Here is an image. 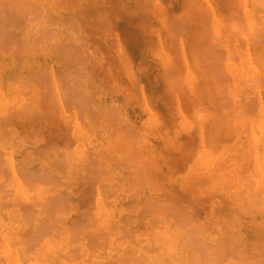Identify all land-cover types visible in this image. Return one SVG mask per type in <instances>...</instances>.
I'll use <instances>...</instances> for the list:
<instances>
[{
  "label": "rangeland",
  "instance_id": "obj_1",
  "mask_svg": "<svg viewBox=\"0 0 264 264\" xmlns=\"http://www.w3.org/2000/svg\"><path fill=\"white\" fill-rule=\"evenodd\" d=\"M25 1H19V3H16L14 0L16 4L20 5L25 3ZM30 1H34V5L38 3L39 7L41 5L44 8V10H42L43 8L41 9V11L44 12L41 18L45 17V19L43 18L42 20L43 24L45 23L44 28L46 27V30L44 31L42 26L39 28H42L43 30H40L44 31L46 34L41 33V31L39 32L37 29V35L32 33L30 36H25V33H23L24 31H21L25 29V27L22 29L23 24L31 23V20H29L30 22H26L28 19L26 16H24L26 19L24 17V19H22V16L27 11L23 4L21 6L24 10L19 6V8H21L20 10H23L22 12L19 11L17 5L16 8L18 10L16 11L14 10L15 6L13 8H8L6 11L9 13H4H6V15L11 13L13 17H10L9 19V16L7 15V19L6 17L3 18L4 21L1 19L4 24L0 21V25L2 27L9 24L13 28V34L10 33L11 37L9 34H7L9 37H5L3 33L4 36H2L5 37L3 40L4 43L2 42V45L0 44V116H2L0 117V121L2 120L0 122V168L3 169V174L0 175V182H4H2L3 184H0L3 186V188L0 187V243L3 244L2 247L4 246V248L0 247V264H3V262L4 264H7L4 255H1L2 251L16 252L14 245H17L20 240H26L27 236L31 235V232H34L32 230L37 229L40 223L49 227L48 223L51 224V222L53 223V221L56 220L55 222L57 223L56 225L54 224V226L57 229V232L54 233V235L52 233L50 235L47 233L44 237H39L42 239H38L40 242L37 240L38 246L34 249V251L37 250V252L41 250V247L48 240H58L57 238H60L62 233H65L62 231L64 228L57 226L58 222L60 224L64 219H68L70 222L73 221V218L75 219L77 216V212L83 214L85 213L87 214V217L90 215L95 216L97 211L98 213H102V210H100L101 208H105L108 211H113L114 209L116 210L112 212L113 216L110 215L111 219H109V221L113 220L110 222L111 228L108 227V221L106 222L107 225L105 224L106 227L103 231L96 230L97 232L100 231V234L103 233V240H106L104 246L107 247L109 245L108 240H111V246L115 243L116 244L114 246L124 244V249L123 245L121 246L122 250H120V246L116 248L114 246H110L111 249L109 247L108 249L104 247L103 249L100 246V240H102V238H99L98 241V237L96 240H93L95 238L94 236L97 235L95 234L97 233L95 232V229L96 226H98L94 223L96 221L95 217L93 221L94 224H91L92 229L86 230V232H88H84L86 233L85 236L84 233L80 231L81 233H77L78 235L76 234L77 238L75 234L71 236L72 239L75 235V238H73L74 240H70L73 242H70L69 245H66L62 250H59L56 246V250L54 252V247L52 248L53 250L51 256H45V258L48 256V259L53 260L52 263L47 260L43 261L41 256H38V262L43 261L41 264H53V262L54 264H63L62 261L59 262L57 259L62 258L63 255H65L64 260L70 261V257L74 256L73 258H76L77 253V255H85L87 258H84V260L89 259V261H91L90 258L93 256L92 247L95 244L96 246H94L95 248L93 249L95 251L94 253L96 254L97 251L99 252L98 256H96L97 254H94V257L92 258L93 262H90L92 264L95 259L96 263L94 264H102V262L104 264H126V262L129 263L128 261H130L131 257L134 258H131L132 263L136 264L141 263L142 260H146L147 257V260H149L150 257L148 253H150V255L153 253L152 250L155 248V240H158L161 233L165 230L163 228L165 226L164 222H167L168 220L170 221V218L166 219L167 221L163 220L160 217L162 215L161 212L152 211L155 217L160 215L155 219L158 221L161 219L163 220V223L161 220L157 222L154 219V216H151L150 211L152 209L145 202L149 201L148 199L155 200V197L159 200H161L160 198L165 197L162 199L160 207L168 206V199H171L172 201L169 202L173 207L171 208L175 210L176 213L178 212L173 215V217H175H172V222L168 221L169 223H172L171 227L168 228L169 230H172V228L177 230L179 228H177V223L179 221H184L183 223L186 222V224L189 225L186 227L182 224L186 228L183 229V227H180L181 230L178 229V231H181L180 233L182 234L183 231L185 232L187 230L183 233L185 238L187 237V240H193V238H195L194 235H197L198 240L196 242L200 247L201 242L198 241H202V243L206 241L204 242V244L206 243L204 248L207 247L205 249L207 251L203 250L201 252V254L206 255V258L203 256L201 257L206 262H203L198 258L200 253H196L197 249L190 247L191 250H194L192 253L197 254V258L191 253L190 249L188 250L190 251L192 258L195 260H191V255L188 257L185 252L183 253L184 255L181 256L180 252H183V249L181 248L182 250H179L180 260L175 259L178 258V256H175L173 260L174 264H182V262H184L183 264H190L191 261H194L192 264H217V262H219V264H264V182L262 181V179L264 180V167H262L264 165V0H256V6H251L252 3H250L249 0H218L220 3L217 0H206L207 2H205V0ZM57 2L62 3L59 5ZM234 2L238 5V7H235ZM44 5H46V9ZM229 7L232 9V13ZM236 8H238V12ZM32 9L36 10L37 7L36 9ZM17 11L20 12L19 15ZM15 12H17V14H15ZM38 14L41 16L40 12ZM18 16H21V19ZM241 17H245L247 22L254 26V30L248 34V36L239 34L237 30H229L231 26L237 28V26L242 23ZM31 18H33V16H31ZM214 18H217L216 21L218 20V22L222 25V30H215L216 33H214V35H210L209 32H212L215 27L216 21ZM237 19L241 22H237ZM44 20L46 22H44ZM11 21L14 25L15 21L18 23L14 26ZM104 21L105 23H103ZM19 23L21 27H19ZM35 26L37 27L36 24ZM6 27V30L4 28H2V30L4 29L5 33L11 32V30L8 29V31V27ZM27 27L28 25H26V29ZM38 32L40 37H38ZM61 32L63 34H61ZM14 34L16 37H14ZM42 35H44V38ZM55 35H57V37ZM34 36L36 38L38 37L39 40L34 38ZM3 37H0V42ZM17 37H19V40L21 38L20 43L18 42L19 40ZM211 37H213V39ZM10 38L13 41H11ZM30 38L34 39V42L36 39V41H38V45L34 44ZM50 38H52V40ZM41 39H43V41L40 43ZM46 40L48 42L47 45H49L48 47L45 45L47 43ZM22 41L25 48L21 44ZM13 43L16 44V46ZM18 44H20V46H22L25 50H23L22 47H20L21 50L20 48L17 50L16 48L19 47ZM30 46H32V48ZM27 47L31 50H28ZM62 50L65 52L64 55ZM189 50L191 51V54ZM71 52L75 57H73ZM74 52L77 53L78 57ZM195 52L200 54L203 53L202 56L204 57H201L202 60L203 58L205 59L204 61L208 59V66L205 62H202V64L205 63L204 67L206 70L200 69L199 71L201 64L198 66L196 61L193 62L194 57L196 58L195 60H197V63L202 61H200V59L196 56ZM257 52L260 53L258 54ZM208 53L209 55L211 54L210 56L213 58L210 56L206 58V55L204 54ZM83 54L85 57L82 56ZM70 55H72V57ZM215 55L218 56L216 57ZM219 55H223L225 58L223 57L222 59L221 57L222 60L215 63V59L218 60ZM256 57L259 58V60H257ZM76 58H78V60ZM81 58L84 60H81ZM209 58L211 64L208 62ZM63 59H65L64 62ZM85 60H87V62ZM77 62L82 64H77ZM187 64H189L190 67L189 65L186 66ZM217 64H219V66ZM41 69L45 75L43 72L41 73ZM59 69H62L61 71H63V73ZM204 70L209 77L204 74ZM36 73L39 75L41 74V76ZM213 73L216 74L212 76L211 74ZM41 77L42 81L40 80ZM72 77L74 79H72ZM67 78L69 79L67 80ZM69 80L73 82L71 83ZM170 81L171 83H169ZM38 82L40 84H38ZM66 83H68L69 86ZM206 85L208 86L207 89ZM82 86L84 89H82ZM97 86L99 88H97ZM109 86H111V89H107L110 88ZM66 87H69L68 89L70 92H68L69 90L66 89ZM95 87L97 89H95ZM181 87L183 90L180 89ZM209 90L215 93L213 96H210L212 98L207 96V94H209ZM215 91L220 94H217ZM41 93L43 95H41ZM7 96L11 99V105L8 106L5 111L2 109L6 106ZM44 96L49 97L46 99ZM213 97H215L216 100ZM90 99L92 100L89 101ZM208 99H210L211 103ZM81 100L84 102L88 100L89 102H86L88 105L85 103L87 105L85 106ZM78 102H81L83 106L82 104L79 106ZM47 103H49V105ZM220 103L221 105L223 103L228 104L229 107L224 104L225 106H221L220 108ZM102 105L104 109H108L110 107L109 105H111L109 108L110 110L108 109L106 111V116L110 114V118L107 117L108 119H106V121L104 120L106 118L105 113L101 114L102 110L104 112ZM91 106L93 107L91 108ZM215 106L217 108H215ZM93 108L94 110H92ZM100 108H102V110ZM195 108L197 110H194ZM206 108L210 109L205 110ZM111 109L112 111L114 109V113L116 112L119 115H115L116 113L114 114L111 112ZM198 109L200 113L198 112ZM23 110L24 112H22ZM86 110L88 112H86ZM221 110H223V114H218ZM9 111L11 115H8L10 114ZM94 111H99L100 114L96 113L98 117L96 114V116L93 115L95 113ZM108 111H110L109 114H107ZM3 114L7 116L4 117L5 115ZM12 114L15 116H12ZM16 114H20L21 116L19 115L17 119L15 118ZM114 115L118 118H114ZM91 116L92 120L94 119L93 121H90ZM100 116L102 117L101 119L107 122V124L99 118ZM109 119L112 121V124ZM108 120L110 121V125H108ZM116 120L121 123L119 124L120 126L118 125L119 122ZM214 120L216 121L214 122ZM122 123L125 124L129 131L124 125H122ZM113 125L117 128H112L111 130L110 128L111 126L113 127ZM123 126L128 132H124L125 130ZM122 128L123 131L121 130ZM118 129L122 131L120 134ZM127 133L128 135L130 134V137H127L128 140L125 136ZM119 135H123V137L126 138L124 139L127 140V144L126 142L124 143V141L121 143L118 142L120 141L117 138ZM133 135L134 139L132 137ZM112 139H115V141ZM110 141H113L115 146L112 145L113 142L111 143ZM133 141H136L135 143H139V145L135 144L133 146L135 147V152L131 148L134 143ZM122 143H124V145ZM101 144L104 146H101L103 149L100 147ZM137 145L141 147L138 148ZM113 146L117 148H114ZM98 147L100 149H98ZM39 150L42 152L43 156L40 155L41 152ZM78 151L82 152L79 154ZM140 152L145 158L143 157L142 159L140 157ZM53 153L54 157H52ZM72 154L80 159L78 160L73 157L74 159L80 161V165L77 164L73 166L75 164L73 159L70 162L68 161L72 158ZM134 155H138V157L135 156L137 161L140 160V158L141 160H145H140L139 163L136 161L135 163L130 161L131 164L126 162V160L128 159L129 161V158L132 156L134 158ZM149 155L152 158L149 157ZM9 156H12L11 159ZM66 158L68 159L67 161L65 160ZM14 159H17V161ZM22 159L24 165L22 161H20ZM29 161L32 162L31 166H27V163L30 164ZM41 162L43 165H41ZM123 162H125L124 164H127V167L122 164L118 165V163ZM258 163L261 164V171L260 169L259 171L257 169L260 168ZM20 164L23 165L21 166L22 169L27 170L26 172L28 174L30 171H33L32 175L34 177L37 175V177L43 179L40 177L41 174H48V177H45L47 181L45 182V179L44 181L42 180L43 185L39 184L40 182L37 183V191L39 195H37L38 193L36 191H34L35 193H32L33 198L35 197L38 201L35 198L32 200L30 198L29 202L28 198V203H26L27 201H22V199L21 201L24 204L21 203L20 205L19 200L17 202V199L20 198L18 197V192L15 189L16 187L14 182H25L24 186H26L28 181L32 178L29 177L30 175L26 178V181L25 178H22L26 172L25 170L20 169ZM44 164H47V167L49 165L50 169ZM128 164L130 165L128 166ZM10 165H12L15 173L11 171L12 169L10 168ZM17 165H19V167H17ZM140 165L144 168L140 169ZM38 166L40 168L43 167V169L38 168ZM18 169H20V171H18ZM75 169H77V171ZM112 169H115L116 171H113ZM125 169H127V171H125ZM39 170L40 172H37ZM6 171L7 173H5ZM141 171H143V173H141ZM108 172L110 173L108 174ZM35 173L37 174L35 175ZM120 173L121 175H119ZM224 173H227V175ZM229 173H231V175ZM260 173H262L263 176H261ZM39 174L40 176H38ZM225 175L227 176L225 180L231 176L228 179L230 182L227 180L229 185L226 184L227 181L225 182L223 178ZM253 175L254 177L252 178L251 176ZM232 176L233 179L236 178L237 181L240 179L239 183L237 181L235 182V180L232 182ZM238 176L240 177L238 178ZM245 176H249V178L246 177V180ZM34 177L32 179H34ZM107 177H109V179ZM133 177L139 178V183L142 181L140 184L141 186L137 183L138 181H136V179H133ZM242 180L243 182L245 180H249V183L251 180L253 182L255 180L254 183H258L256 186L257 195L254 194L256 196L253 198L257 201L249 202L245 199L248 189H244V193L241 189H239V191L236 192L239 197H236V194L231 193L232 186L242 185L240 183ZM246 181L244 182L245 185H249ZM194 182L196 183L194 184ZM217 183L222 189L219 190L220 192L217 191L219 188H217ZM201 184H203L204 188ZM131 185L134 186L133 189ZM214 185H216L215 188L217 189H214ZM250 185L252 186V184ZM142 188L143 190L141 193L140 190ZM248 188L251 187L249 186ZM136 189L138 190V193L136 192ZM64 191L66 192L65 194L68 192L67 195L69 197L64 194ZM58 193L61 194L60 197ZM239 193L245 195H240ZM133 194L135 195L133 196ZM46 196H48V198L58 196L56 199L57 201L54 200L55 198H50L51 200L49 201L47 200L46 202L49 203L46 207L47 213L44 211L46 209H43V211H41L43 213L37 215L40 207L38 205L39 200L43 201L48 199ZM62 197L65 201H68L64 204L65 208H63L64 206L61 207L62 204L60 203V200L63 199ZM166 198L167 201L165 202ZM236 198L237 200H235ZM140 199H143V201L145 200L144 205H147V207L143 205V201L139 203ZM55 202L56 204H54ZM136 202H138V204H136ZM58 203H60L61 206ZM53 204L54 206H58L54 208ZM140 204L141 207L139 206ZM162 204L165 206H162ZM51 206L54 208L53 210L51 209L52 211L49 210L52 212V215H50L51 212L48 211ZM137 206H139L138 209H136ZM134 208L136 210L141 208L140 210L144 211V213L140 210L139 211L143 214V216H148H145L146 220H144L145 217H143V223H139V221H137V211H132ZM87 209L88 211H86ZM44 213L46 214L44 215ZM48 215H50V217ZM42 216H44V218ZM41 218L42 220H40ZM97 218L99 220L100 217L97 216ZM46 219H48V223H46ZM175 219L178 221L177 223ZM34 220H37L38 222L34 223ZM82 220H84V217ZM153 221L155 224L152 227H148V224ZM137 223H139L138 226H136ZM192 224L193 226L195 225V227L192 228ZM35 225L37 226L36 228ZM189 226L195 230V232L192 231V229L191 231L188 230L187 228H189ZM196 226L198 228L199 226L202 227L201 234L198 229L196 230ZM72 227L70 226L65 229H68L73 233L74 229ZM135 227L136 229H134ZM114 228L115 230L113 231L112 229ZM149 228L152 230H149ZM72 229L73 231H71ZM131 229H133V231H131ZM148 230L149 233H147ZM130 231L134 233V237ZM159 231L161 233L157 235ZM188 231L191 233H187ZM111 232L115 234H112ZM135 232H137V235ZM140 232L144 233H141V235ZM151 232L154 233V235L151 234ZM89 233H91L93 239L92 236L89 235L91 238L87 236ZM186 233L187 235H185ZM113 235H116L115 238H113ZM155 235H157L158 238ZM86 236L87 238L89 237V239H87ZM206 236L207 238H205ZM7 237L8 241L11 242H7L9 245L5 243ZM79 237L81 238L79 239ZM119 237H121L124 242L121 241ZM229 237L231 240H234L231 241ZM75 239H87L90 243L85 241H80V243L78 240L75 242ZM87 244L89 247L91 244V247L89 248ZM195 244L194 246H196ZM204 244H202V246ZM10 245L13 246L14 250H11L12 247ZM79 245L81 246L79 247ZM8 246L11 248L9 249ZM196 248H198V246ZM251 248L255 249H253L255 253L251 250ZM99 249L103 250L100 251ZM249 249L252 251V253H250L251 255L249 254V252H251ZM20 251L21 250L18 249L17 253H19L17 255L20 254ZM73 252L75 254H73ZM105 253L106 256L109 255L108 257L112 261H109V258L107 257H103L105 256ZM21 257L22 256H20V258ZM118 257L120 259L117 261L116 259H118ZM125 257L127 260H125ZM137 257L139 262H134ZM141 257L145 259H142ZM112 258H114V260ZM140 258L142 260H140ZM167 258L162 259V261L160 260L159 264H164L166 261L169 262V258L168 260ZM186 258L188 261H185L187 260ZM213 260L215 261L213 262ZM16 261H19V259H16ZM156 261L157 259H155L154 263ZM196 261L198 262L196 263ZM23 263L28 264V260L22 258L21 264ZM35 263H37V261L29 259V264ZM72 263L73 262H67L66 264ZM11 264H15L14 261Z\"/></svg>",
  "mask_w": 264,
  "mask_h": 264
},
{
  "label": "bare ground",
  "instance_id": "obj_2",
  "mask_svg": "<svg viewBox=\"0 0 264 264\" xmlns=\"http://www.w3.org/2000/svg\"><path fill=\"white\" fill-rule=\"evenodd\" d=\"M17 1H18V0H17ZM17 1L15 0L16 3H19V1H20V2H23V1H25V0H23V1L19 0L18 2H17ZM29 1H30V0L25 1V3H22L23 6H24V8L27 10V11L25 10L26 13L24 12V13H25L24 15L22 14V15H23V16H22V19H24V18L26 19V17H27L28 19H27L26 22H30L29 20H31V23H30V24H27V23L25 22L26 24H23V26H22V29H23L24 27H25V29H23V30H21V31H22V32L24 31L23 33H25V36H30V35H32V33H34L35 35H37V34H36L37 29L39 30V32L41 31V33L46 34V33L44 32V31L46 30V27L44 28L45 23L43 24V20H42L43 18L45 19V17L41 18V17L43 16V13H44V12L41 11V9H42L43 7L40 5V7H41V8H40L39 5H38V3L35 4V5H37V6H35V5L33 4L34 1H33V2L30 1L31 3H30ZM40 1H41V0H40ZM40 1H39V2H40ZM155 1H156V0H155ZM217 1H218V0H217ZM220 1H221V0H220ZM220 1H218V2L220 3ZM15 2H14V0H0V21H1V23L4 21L3 18L6 17V19H7V17L9 16V19H10V17H13V15H12L11 13H10L9 15L7 14L8 16L6 15V13H9L8 11H6L8 8H13V7L15 6V7H14V10H15V11L19 9V11L22 12V11L24 10V9L22 8V6H21L22 4H21V5H20V4H16ZM136 2H137V1H136ZM142 2H143V1H142ZM205 2H207V1L205 0ZM249 2L252 3V5L250 4L251 6H256V5H257L256 0H249ZM35 3H36V2H35ZM40 3H41V2H40ZM40 3H39V4H40ZM43 3H44V2H43ZM57 3H58V2H57ZM60 3H62V2H60ZM60 3H58V4L60 5ZM14 4H15V5H14ZM24 4H25V5H24ZM31 4H32V5H31ZM234 4H235V7H238V5H236L235 2H234ZM16 5L18 6V9L16 8ZM33 5H34L35 7H34ZM215 5H216V4H215ZM19 6L23 9L22 11L20 10L21 8H19ZM32 6H33V7H32ZM44 6H45V9H46V5H44ZM57 6H58V5H57ZM36 7H37V9H36ZM15 8H16V9H15ZM32 8H35V9L38 10V11H36V10H34V9H32ZM38 8H40V9H38ZM229 8H230V7H229ZM4 9H5V11H4ZM230 9H231V8H230ZM39 10H40V11H39ZM42 10H44V8H43ZM119 10H120V9H119ZM236 10H237V12H238V8H236ZM19 11H17V12H18V15L20 14ZM4 12H6V13H4ZM13 12H14V11H13ZM17 12H15V14H17ZM35 12H37V13H35ZM39 12L41 13V16H40V14H38ZM47 12H48V11H47ZM233 12H234V11H233ZM231 13H232V9H231ZM4 14H5V15H4ZM75 14H76V13H75ZM111 14H112V13H111ZM2 15H4V16H2ZM11 15H12V16H11ZM48 15H49V14H48ZM158 15H159V13H158ZM1 16H2V17H1ZM15 16H16V15H15ZM24 16H26V17H24ZM31 16H33V18H31ZM103 16H105V15H103ZM213 16H214V15H213ZM216 16H217V14H216ZM216 16H214V17H216ZM218 16H219V15H218ZM234 16H235V15H234ZM18 17L20 18L21 16H18ZM23 17H24V18H23ZM78 17H79V16H78ZM156 17H157V16H156ZM30 18H31V19H30ZM66 18H67V17H66ZM100 18H102V17H100ZM100 18H99V20H100ZM212 18H213V17H212ZM241 18H242V20H241L242 23H241L240 25H238L237 28H234L233 26H231L229 30H231V31H232V30H237L239 34H243V35L248 36V34H250V33L254 30V26H253L251 23L247 22V19H246L245 17H241ZM1 19H2L3 21H2ZM20 19H21V18H20ZM20 19H19V20H20ZM47 19H48V18H47ZM97 19H98V18H97ZM214 19H215V18H214ZM216 19H217V18H216ZM216 19H215V21H216ZM19 20H18V21H19ZM56 20H57V19H56ZM74 20H75V19H74ZM12 21H13V20H12ZM12 21H11V22H12ZM236 21H237V22H241V21H239V19H237ZM9 22H10V21H9ZM21 22H22V21H21ZM44 22H46V21L44 20ZM158 22H159V21H158ZM1 23H0V24H1ZM6 23H7V22H6ZM17 23H18V22H17ZM17 23H16V21H15V25H16ZM22 23H23V22H22ZM103 23H105V21H104ZM2 24H4V22H3ZM12 24L14 25L13 22H12ZM35 24L37 25L38 28L35 26ZM106 24H107V23H106ZM8 25H9V24L6 25L8 28H7L6 26H5V27L7 28V30H8V29L11 30V32H9V33H5V30H6L5 27H2V26L0 25V37H1V38H2L4 35H5V37H9L7 34H9L10 37H11V34H10V33L13 32V28H12V26H10V25H9V26H10V28H9ZM15 25H14V26H15ZM18 25H19V27H21L20 23H19ZM18 25H17V26H18ZM24 25H25V26H24ZM26 25H28L27 29H26ZM39 25H40V26H39ZM65 25H66V24H65ZM69 25H70V24H69ZM108 25H109V24H108ZM41 26H42V28H44V31H42V30H43L42 28H39V27H41ZM55 26H56V25H55ZM104 26H105V25H104ZM57 27H59V26H57ZM70 27H71V26H70ZM2 28H4L5 30H4V29L2 30ZM61 28H62V27H61ZM68 28H69V27H68ZM68 28H67V29H68ZM163 28H165V27H163ZM20 29H21V28H20ZM40 29H42V30H40ZM53 29H54V28H53ZM218 29H221V30H222V25H221V24L218 22V20H217V21L215 22V27H214L213 31L211 32V31L209 30V31H210L209 34H210V35H214V33H216L215 30H218ZM50 30H52V29H50ZM59 30H60V29H59ZM71 30H72V29H71ZM3 31H4V32H3ZM8 31H9V30H8ZM26 31H27V32H26ZM52 31H53V30H52ZM6 32H7V31H6ZM39 32H38V35H39ZM50 32H51V31H50ZM66 32H68V31H66ZM69 32H70V30H69ZM3 33H4V35H3ZM52 33H54V32H52ZM212 33H213V34H212ZM229 33H230V32H229ZM229 33H228V34H229ZM12 34H13V33H12ZM61 34H63V33L61 32ZM70 34H71V32H70ZM72 34H73V33H72ZM2 35H3V36H2ZM14 35H15V34H14ZM14 35H13V36H14ZM49 35H50V34H49ZM52 35H53V34H52ZM66 35H67V34H66ZM204 35H205V34H204ZM17 36H18V29H17ZM43 36H44V35H42V37H43ZM55 36L57 37V35H55ZM5 37H3L2 41L0 42L1 45H2V42L4 43L3 40L5 39ZM14 37H16V35H15ZM31 37H32V36H31ZM38 37H40V35H39ZM38 37L36 38V37L34 36V38H36L37 40H39ZM56 37H55V38H56ZM66 37H67V36H66ZM214 37H215V36H214ZM17 38H18V40H19V37H17ZM43 38H44V37H43ZM45 38H46V37H45ZM67 38H68V37H67ZM67 38H66V39H67ZM71 38H72V37H71ZM74 38H75V36H74ZM158 38H159V37H158ZM211 38L213 39V37H211ZM215 38H216V37H215ZM7 39H8V38H7ZM30 39L34 42V39H32V38H30ZM36 39H35L34 44H37V43H38V41H36ZM50 39L52 40V38H50ZM8 40H9V39H8ZM10 40H11V38H10ZM15 40H17V39H15ZM24 40H25V39H24ZM24 40H23V41H24ZM72 40H73V38H72ZM5 41H6V40H5ZM11 41H13V40H11ZM20 41H21V38H20V40H19L18 42L20 43ZM23 41H22V43H21L22 46H23V44H24ZM25 41H26V40H25ZM28 41H29V40H28ZM42 41H43V39H41L40 43H41ZM16 42H17V41H16ZM33 42H32V44H33ZM46 42H47V40H46ZM56 42H58V41H56ZM65 42H67V41H65ZM75 42H76V41H75ZM6 43H7V41H6ZM14 43H15V41H14ZM14 43H13V44H14ZM26 43H27V42H26ZM30 43H31V42H30ZM30 43H28V44H30ZM51 43H53V42H51ZM69 43H70V42H69ZM219 43H220V42H219ZM47 44H48V42H47L45 45H47ZM55 44H56V43H55ZM77 44H78V42H77ZM203 44H205V43H203ZM221 44H222V43H221ZM6 45H7V44H6ZM6 45H5V46H6ZM14 45L16 46V44H14ZM18 45H19V47L16 48L17 50H18L20 47H22V46H20V44H18ZM18 45H17V46H18ZM37 45H38V44H37ZM205 45H206V44H205ZM212 45H213V43H212ZM3 46H4V44H3ZM3 46H2V47H3ZM48 46H49V45H47L46 47H48ZM58 46H59V45H58ZM68 46H70V45H68ZM75 46H76V43H75ZM23 47H24V46H23ZM23 47H22V49H23ZM30 47L32 48V46H30ZM50 47H51V46H50ZM73 47H74V46H73ZM73 47H72V48H73ZM77 47H78V45H77ZM216 47H217V46H216ZM221 47H222V46H221ZM10 48H11V47H10ZM24 48H25V47H24ZM44 48H45V47H44ZM75 48H76V47H75ZM219 48H220V47H219ZM27 49H28V47H27ZM33 49H34V45H33ZM45 49H47V48H45ZM45 49H44V50H45ZM64 49H65V48H64ZM64 49H63V50H64ZM69 49H70V48H69ZM82 49H83V48H82ZM3 50H4V49H3ZM6 50H7V49H6ZM20 50H21V48H20ZM23 50H25V49H23ZM28 50H31V49H28ZM37 50H38V49H37ZM63 50H62V51H63ZM65 50H66V49H65ZM72 50H73V49H72ZM4 51H5V50H4ZM4 51H3V52H4ZM35 51H36V50H35ZM53 51H54V50H53ZM62 51H60V52H62ZM66 51H67V50H66ZM189 51H190V50H189ZM17 52H18V51H17ZM21 52H23V51H21ZM36 52H37V51H36ZM50 52H51V51H50ZM81 52H82V51H81ZM86 52H88V51H86ZM86 52H85V53H86ZM193 52H194V50H193ZM263 52H264V51H263ZM18 53H20V52H18ZM29 53H30V51H29ZM62 53H63V55H64L65 52L63 51ZM66 53H67V52H66ZM71 53H72V52H71ZM74 53H76V52H74ZM79 53H80V52H79ZM257 53H258V52H257ZM259 53H260V52H259ZM259 53H258V54H259ZM6 54H7V53H6ZM46 54H47V53H46ZM54 54H55V53H54ZM68 54H69V53H68ZM190 54H191V51H190ZM190 54H189V55H190ZM195 54H196V56L200 59V61L202 60L201 57H204V56H202L203 53L200 54V53H196V52H195ZM216 54H217V53H216ZM261 54H262V53H261ZM56 55H57V54H56ZM60 55H61V53H60ZM72 55H73V57H75L73 53H72ZM72 55H70V56L72 57ZM76 55H77V53H76ZM204 55H206V58H208V56H210L211 54L209 55V53H208V54H204ZM212 55H213V54H212ZM263 55H264V54H263ZM263 55H262V56H263ZM82 56L85 57L84 54H83ZM190 56H191V55H190ZM215 56H216V55H215ZM215 56H214V57H215ZM217 56H218V55H217ZM217 56H216V57H217ZM256 56H257V55H256ZM40 57H41V56H40ZM51 57H52V56H51ZM57 57H58V56H57ZM65 57H66V56H65ZM77 57H78V55H77ZM84 57H83V58H84ZM86 57H87V55H86ZM210 57L213 58L212 56H210ZM221 57H222V59H223L224 56H223V55H219V57H218L219 59H218V60L215 59V63H217L218 61L222 60ZM258 57H260V56H258ZM191 58H192V56H191ZM198 58H197V59H198ZM224 58H225V57H224ZM256 58H257V57H256ZM27 59H28V58H27ZM46 59H48V58H46ZM72 59H73V58H72ZM76 59L78 60V58H76ZM84 59H85V58H84ZM84 59L81 58V60H84ZM195 59H196V58L194 57V61H193V62L196 61V64H197L198 66L201 64V65H200L201 67L199 68V71H200V69H201V70H202V69H205V70H206V68L204 67V64L206 63V65H207V60H208V59H207L206 61H204L205 59L203 58V60H202L201 62L198 61L199 63H197V60H195ZM64 60H65V59H63V62H64ZM73 60H75V59H73ZM77 60H76V61H77ZM79 60H80V59H79ZM211 60H212V59H211ZM216 60H217V61H216ZM257 60H259V58H257ZM9 61H10V60H9ZM85 61L87 62V60H85ZM74 62H75V61H74ZM78 62H80V61H78ZM78 62H77V64H82V63H78ZM202 62H205V63L202 64ZM208 62L211 64L210 58H209V61H208ZM255 62H256V61H255ZM54 63H55V60H54ZM54 63H53V64H54ZM58 63H59V62H58ZM83 63H84V62H83ZM209 63H208V64H209ZM258 63H259V61H258ZM260 63H261V61H260ZM84 64H85V63H84ZM84 64H83V65H84ZM95 64H96V63H95ZM194 64H195V63H194ZM212 64H213V63H212ZM90 65H91V64H90ZM97 65H98V64H97ZM188 65H189V64H187L186 66H188ZM206 65H205V66H206ZM217 65L219 66V64H217ZM36 66H37V65H36ZM98 66H99V65H98ZM191 66H193V65H191ZM207 66H208V65H207ZM207 66H206V67H207ZM209 66H211V65H209ZM212 66H213V65H212ZM81 67H82V66H81ZM102 67H104V66H102ZM189 67H190V65H189ZM260 67H261V65H260ZM262 67H263V66H262ZM43 68H44V67H43ZM43 68H42V69H43ZM50 68H51V67H50ZM208 68H210V67H208ZM213 68H214V66H213ZM2 69H3V68H2ZM22 69H23V67H22ZM42 69H41V73L43 72ZM166 69H167V68H166ZM188 69H189V68H188ZM45 70H46V69H45ZM50 70H51V69H50ZM59 70L61 71L62 69H59ZM205 70H204V71H205ZM33 71H34V70H33ZM47 71H48V70H47ZM208 71H209V70H208ZM37 72H38V71H37ZM61 72L63 73V71H61ZM104 72H105V71H104ZM167 72H168V70H167ZM190 72H191V71H190ZM190 72H189V73H190ZM213 72H214V71H213ZM43 73H44V72H43ZM51 73H52V72H51ZM85 73H86V72H85ZM200 73H201V72H200ZM202 73H203V72H202ZM209 73H210V71H209ZM29 74H30V73H29ZM29 74H27V75H29ZM33 74H35V73H33ZM36 74L39 75L38 73H36ZM104 74H105V73H104ZM204 74H206V71H205ZM214 74H216V73H213V74H211V75L213 76ZM7 75H8V73H7ZM44 75H45V73H44ZM86 75H87V73H86ZM102 75H103V74H102ZM206 75L208 76V74H206ZM39 76H41V74H40ZM39 76H38V78H39ZM178 76H179V75H178ZM178 76H177V77H178ZM6 77H8V76H6ZM30 77H31V76H30ZM35 77H36V76H35ZM42 77H43V75H42ZM42 77H41V79H40L41 81H42ZM73 77H74V76H73ZM73 77H72V79H74ZM77 77H78V76H77ZM179 77H180V76H179ZM208 77H209V76H208ZM14 78H15V77H14ZM38 78H37V79H38ZM215 78H216V76H215ZM217 78H218V77H217ZM10 79H11V78H10ZM27 79H29V78H27ZM68 79H69V78H67V80H68ZM70 79H71V78H70ZM133 79H134V77H133ZM219 79H220V78H219ZM21 80H23V79H21ZM21 80H20V81H21ZM31 80H32V79H31ZM34 80H35V79H34ZM34 80H33V82H34ZM83 80H84V79H83ZM37 81H39V80H37ZM41 81H40V82H41ZM81 81H82V80H81ZM177 81H178V80H177ZM217 81H218V80H217ZM220 81H221V80H220ZM43 82H44V81H43ZM69 82H71V81L69 80ZM72 82H73V81H72ZM72 82H71V83H72ZM74 82H75V81H74ZM76 82H77V80H76ZM218 82H219V81H218ZM1 83H2V82H1ZM24 83H25V82H24ZM78 83H79V82H78ZM81 83H82V82H81ZM84 83H85V82H84ZM84 83H83V84H84ZM169 83H171V81H170ZM36 84H37V83H36ZM38 84H40V83L38 82ZM66 84L68 85V83H66ZM83 84H82V85H83ZM203 84H204V83H203ZM77 85H78V84H77ZM77 85H75V86H77ZM178 85H179V84H178ZM212 85H213V84H212ZM216 85H217V84H216ZM218 85H219V83H218ZM68 86H69V85H68ZM75 86H74V87H75ZM80 86H81V85H80ZM83 86H84V85H83ZM83 86H82V87H83ZM94 86H95V85H94ZM180 86H181V85H180ZM19 87H20V86H19ZM70 87H71V86H70ZM109 87H110V88H107V89H111V86H109ZM204 87H205V86H204ZM207 87H208V86L206 85V89H207ZM218 87H219V86H218ZM220 87H221V85H220ZM68 88H69V87H68ZM68 88L66 87V89H68ZM75 88H76V87H75ZM79 88H80V87H79ZM97 88H99V87L97 86ZM97 88L95 87V89H97ZM40 89H41V88H40ZM42 89H43V88H42ZM72 89H73V88H72ZM82 89H84V87H83ZM95 89H94V90H95ZM180 89L183 90L182 87H181ZM211 89H212V88H211ZM213 89H214V88H213ZM236 89H237V88H236ZM68 90H69V89H68ZM68 90H67V91H68ZM98 90H99V89H98ZM74 91H76V90H74ZM77 91H78V90H77ZM96 91H97V90H96ZM114 91H115V90H114ZM213 91H214V90H213ZM218 91H219V90H218ZM224 91H225V90H224ZM236 91H237V90H236ZM68 92H70V90H69ZM71 92H72V91H71ZM97 92H99V91H97ZM115 92H116V91H115ZM183 92H184V91H183ZM205 92H206V91H205ZM215 92L217 93V91H215ZM46 93H47V92H46ZM46 93H45V95H46ZM91 93H92V91H91ZM208 93H209V94H207V93H205V94H207V96H209V97H210V96H213V95L215 94V93L211 92L210 90H209ZM211 93H213V94H211ZM218 93H219V92H218ZM218 93H217V94H218ZM69 94H70V93H69ZM73 94H74V93H73ZM92 94H93V93H92ZM142 94H143V93H142ZM202 94H203V92H202ZM219 94H220V93H219ZM21 95H22V94H21ZM41 95H43V94L41 93ZM79 95H80V94H79ZM82 95H83V94H82ZM87 95H88V94H87ZM87 95H86V96H87ZM178 95H179V94H178ZM189 95H190V94H189ZM89 96H90V95H89ZM89 96H88V97H89ZM222 96H223V95H222ZM47 97H49V96H46V97L44 96V98H46V99H47ZM220 97H221V96H220ZM89 98H90V97H89ZM206 98H207V97H206ZM210 98H212V97H210ZM213 98L215 99V97H213ZM223 98H224V97H223ZM40 99H41V98H40ZM42 99H43V98H42ZM50 99H51V98H50ZM58 99H59V98H58ZM80 99H81V98H80ZM85 99H86V98H85ZM91 100H92V99H90L89 101H91ZM205 100H206V99H205ZM208 100L210 101V99H208ZM208 100H207V101H208ZM215 100H216V99H215ZM38 101H39V100H38ZM66 101H67V100H66ZM79 101H80V100H79ZM81 101H82V100H81ZM87 101H88V100H87ZM87 101H85V102L82 101V103L85 104ZM89 101H88V102H89ZM209 101H208V103H209ZM51 102H52V101H51ZM51 102H49V103H51ZM229 102H230V101H229ZM49 103H47V104L49 105ZM78 103H79L78 105L81 106L82 103H81V102H78ZM138 103H139V102H138ZM210 103H211V101H210ZM225 103H226V102H225ZM225 103H223L222 105H221V103H220V106H219V107L221 108V106L223 107V106H225V105H227V107H229V105H228L229 103H228V102H227L228 104H225ZM86 104L88 105V103H86ZM86 104H85V106H87ZM89 104H90V103H89ZM99 104H102V103H99ZM212 104H213V102H212ZM212 104H211V105H212ZM224 104H225V105H224ZM230 104H232V103H230ZM5 105H6V106H4L5 108H3L2 110L7 109V107L11 105V99L9 98V96H7V98H6V104H5ZM78 105H77V106H78ZM97 105H98V102H97ZM105 105H106V104H105ZM204 105H205V104H204ZM214 105H215V103H214ZM44 106H45V105H44ZM75 106H76V105H75ZM79 106H78V107H79ZM82 106H83V104H82ZM109 106L111 107V105H109ZM149 106H150V105H149ZM181 106H182V105H181ZM200 106H201V105H200ZM212 106H213V105H212ZM230 106H231V105H230ZM27 107H28V106H27ZM92 107H93V106H91V108H92ZM110 107H109V108H110ZM145 107H146V106H145ZM196 107H197V106H196ZM219 107H218V108H219ZM227 107H225V108H227ZM45 108H46V107H45ZM75 108H76V107H75ZM102 108H103V105H102ZM102 108H100V109L102 110ZM109 108H108V109H109ZM118 108H119V107H118ZM118 108H117V109H118ZM150 108H151V107H150ZM193 108H194V107H193ZM211 108H212V107H211ZM215 108H217V107L215 106ZM225 108H224V109H225ZM103 109H104V108H103ZM105 109H106V108H105ZM105 109H104V112H103V110H102L101 114L105 113V117H106V118H105L104 120L106 121V119H108L107 117L110 118V114H109L110 111L107 112V114H109V115L106 116V111H107L108 109H106V110H105ZM115 109H116V108H115ZM209 109H210V108H209ZM209 109L206 108L205 110H209ZM228 109H230V108H228ZM8 110H9V109H8ZM75 110H76V109H75ZM92 110H94V108H93ZM92 110H91V112H92ZM109 110H110V109H109ZM148 110H149V109H148ZM194 110H197V109L195 108ZM214 110H215V109H214ZM214 110H213V111H214ZM226 110H227V109H226ZM230 110H231V109H230ZM230 110H228V111H230ZM0 111H1V110H0ZM5 111H6V110H5ZM47 111H48V110H47ZM89 111H90V110H89ZM115 111H116V110H115ZM218 111H219V110H218ZM222 111H223V110H221V112L218 113V114H221V113L223 114ZM22 112H24V110H23ZM44 112H45V111H44ZM76 112H77V111H76ZM86 112H88V111L86 110ZM91 112H90V114H91ZM94 112H95V113H94L93 115H95L96 113H99V111H98V112L94 111ZM111 112L114 113V109H113V111H112V109H111ZM150 112H151V111H150ZM198 112L200 113L199 109H198ZM230 112H231V111H230ZM2 113H3V112H2ZM9 113H10V111H9ZM49 113H50V111H49ZM49 113H48V114H49ZM115 113H116V112H115ZM115 113H114V114H115ZM154 113H155V112H154ZM199 113H197V114H199ZM226 113H227V111H226ZM228 113H229V112H228ZM17 114H18V113H17ZM17 114H16V117H15V118L18 119V117H19L20 114H19V115H17ZM21 114H23V113H21ZM40 114H41V113H40ZM50 114H51V113H50ZM77 114H78V112H77ZM99 114H100V113H99ZM117 114H118V113H116L115 115H117ZM3 115H5V114H3ZM8 115H11V113L8 114ZM13 115H14V114H12V116H13ZM51 115H52V114H51ZM51 115H50V116H51ZM53 115H54V114H53ZM96 115H97V114H96ZM96 115H95V116H96ZM111 115H112V114H111ZM115 115H114V116H115ZM118 115H119V114H118ZM118 115H117V116H118ZM6 116H7V115H5L4 117H6ZM14 116H15V115H14ZM20 116H21V115H20ZM50 116H49V117H50ZM0 117H2V116H0ZM37 117H38V116H37ZM51 117H52V116H51ZM53 117H54V116H53ZM97 117H98V115H97ZM35 118H36V116H35ZM77 118H78V117H77ZM77 118H76V119H77ZM93 118H94V117H93ZM99 118L101 119L102 117L100 116ZM114 118H118V117L115 116ZM53 119H54V118H53ZM89 119H90V117H89ZM217 119H218V118H217ZM48 120H50V119H48ZM93 120H94V119H93ZM93 120H92V116H91V120H90V121H93ZM101 120H103V119H101ZM104 120H103V122L107 124V122H105ZM109 120H110V119H109ZM109 120H108V122H109L108 125H110V121H111V120H110V121H109ZM1 121H2V120H1ZM1 121H0V122H1ZM38 121H39V120H38ZM50 121H51V120H50ZM50 121H49V122H50ZM52 121H53V120H52ZM116 121H118V120H116ZM215 121H216V120H214V122H215ZM218 121H219V119H218ZM220 121H221V120H220ZM101 122H102V121H101ZM118 122H119V121H118ZM118 122H117V123H118ZM80 123H81V122H80ZM93 123H94V122H93ZM197 123H198V122H197ZM220 123H221V122H220ZM220 123H219V124H220ZM106 124H105V125H106ZM111 124H112V121H111ZM119 124H121V123L119 122L118 125H119ZM100 125H101V124H100ZM115 125H117V124H115ZM122 125L125 126L124 123H122ZM45 126H46V125H45ZM101 126H102V125H101ZM106 126H107V125H106ZM119 126H120V125H119ZM124 126H123V128H124ZM157 126H158V125H157ZM214 126H215V125H214ZM209 127H210V126H209ZM220 127H221V126H220ZM220 127H218V128H220ZM112 128H117V127H114V125H113V127L111 126L110 129L112 130ZM123 128L121 129L122 131H123ZM125 128L128 129L126 126H125ZM125 128H124V130H125L124 132H128L129 129H128V131H127ZM212 128H213V127H212ZM66 129H67V128H66ZM131 129H132V128H131ZM216 129H217V128H216ZM103 130H104V129H103ZM118 130H119V129H118ZM154 130H155V129H154ZM158 130H159V129H158ZM165 130H166V129H165ZM6 131H7V130H6ZM69 131H70V130H69ZM113 131H114V130H113ZM115 131H116V130H115ZM122 131L119 130V131H118L119 134H120V132H122ZM131 131H133V130H131ZM143 131H144V130H143ZM109 132H110V131H109ZM111 132H112V131H111ZM124 132H123V133H124ZM215 132H216V131H215ZM29 133H30V132H29ZM107 133H108V132H107ZM129 133H130V132H129ZM110 134H111V133H110ZM125 134H126V133H125ZM125 134H124V135H125ZM130 134H131V133H130ZM130 134L128 135V133H127V135H125L126 138H127L128 136L130 137ZM133 134H134V133H133ZM136 134H137V133H136ZM139 134H140V132H139ZM107 135H108V134H107ZM131 135H132V134H131ZM3 136H4V135H3ZM3 136H2V137H3ZM86 136H87V135H86ZM119 136H120V137H119ZM119 136L117 137L118 140H120V141H118L119 143H121V142H123V141H124V143H125V142L128 140V138H129V137H128L127 140H125L126 138L123 137V135H119ZM0 137H1V135H0ZM110 137H111V135H110ZM132 137H133V139H134V135H133ZM222 137H223V136H222ZM228 137H229V136H228ZM238 137H239V136H238ZM102 138H103V136H102ZM104 138H105V137H104ZM114 138H115V135H114ZM119 138H120V139H119ZM121 138H122V139H121ZM124 138H125V139H124ZM106 139H107V138H106ZM84 140H85V139H84ZM103 140H104V139H103ZM103 140H101V141H103ZM112 140L115 141V139H112ZM121 140H122V141H121ZM129 140H130V139H129ZM97 141H98V140H97ZM99 141H100V140H99ZM107 141H108V140H107ZM110 142L112 143L113 141H110ZM129 142H130V141H129ZM133 142H134V141H133ZM135 142H136V141H135ZM135 142L133 143V145H132V142H131L132 147H131V145H130V147L132 148V150H133L134 152H135V147H133V146H134L135 144H138V145H139V143H135ZM139 142H140V140H139ZM221 142H222V141H221ZM263 142H264V141H263ZM97 143H98V142H97ZM124 143H122V144L124 145ZM12 144H13V142H12ZM122 144H121V145H122ZM126 144H127V142H126ZM126 144H125V145H126ZM145 144H146V143H145ZM218 144H219V143H218ZM262 144H263V143H262ZM112 145L115 146L114 142H113ZM121 145H120V146H121ZM138 145H137V146H138ZM140 145H141V144H140ZM259 145H260V144H259ZM259 145H258V146H259ZM101 146H103V145L101 144L100 147H101ZM105 146H106V145H105ZM114 146H113V147H114ZM142 146H143V145H142ZM103 147H104V146H103ZM122 147H123V146H122ZM139 147H141V146H138V148H139ZM9 148H10V147H9ZM101 148H102V147H101ZM114 148H117V147H114ZM120 148H121V147H120ZM124 148H125V147H124ZM133 148H134V149H133ZM151 148H152V147H151ZM5 149H6V148H5ZM98 149H100V148L98 147ZM102 149H103V148H102ZM229 149H230V148H229ZM138 150H139V149H138ZM152 150H153V149H152ZM7 151H8V150H7ZM39 151H40V150H39ZM40 152H41V151H40ZM78 152H79V151H78ZM78 152H77V153H78ZM81 152H82V151H81ZM81 152H79V154H80ZM121 152H122V151H121ZM0 153H1V152H0ZM77 153H76V154H77ZM132 153H133V152H132ZM140 153H141V152H140ZM140 153H139V154H140ZM26 154H27V153H26ZM61 154H62V153H61ZM136 154H137V153H136ZM149 154H150V153H149ZM40 155L43 156L42 152H41ZM48 155H49V154H48ZM74 155H75V154H74ZM140 155H141L140 157L143 159L144 156H142V153H141ZM145 155H146V154H145ZM147 155H148V154H147ZM17 156H18V155H17ZM28 156H29V155H28ZM55 156H56V155H55ZM64 156H66V155H64ZM68 156H69V155H68ZM79 156H80V155H79ZM135 156L138 157V155H134V158H133V156H132V157L129 156V157H131V158H129V161H128V159H127V160L125 159L126 162L130 163V161H133V162L135 163V161H136V162L139 163L140 160H141V158L139 157L140 160L137 161V159H135V158H136ZM11 157H12V156H9L10 159H11ZM52 157H54V153H53V156H52ZM58 157H59V156H58ZM62 157H63V156H62ZM66 157H67V156H66ZM71 157H72V158H71L70 160L67 159L68 157H67L65 160H66V161L68 160V161L70 162V161H72V159H73V162L75 161V162H74L75 164H74L73 166H75V165H77V164L80 163V161H78V160H80L79 158H77L76 156H73V154H72ZM73 157H74V158H77L78 160H77V159H74ZM146 157H147V156H146ZM149 157H151V156L149 155ZM20 158H21V157H20ZM26 158H27V157H26ZM125 158H126V157H125ZM139 158H138V159H139ZM144 158H145V157H144ZM151 158H152V157H151ZM18 159H19V158H18ZM59 159H60V158H59ZM89 159H90V158H89ZM123 159H124V158H123ZM131 159H134V160H131ZM203 159H204V158H203ZM14 160L17 161V159H14ZM14 160H13V161H14ZM30 160H31V159H30ZM48 160H49V159H48ZM84 160H85V159H84ZM125 160H124V161H125ZM144 160H145V159H144ZM144 160H141V161H144ZM162 160H163V159H162ZM162 160H161V161H162ZM20 161H22V163H23V165H24L23 159L20 160ZM20 161H19V162H20ZM76 161H77L78 163H77ZM85 161H86V160H85ZM29 162H30V161H29ZM39 162H40V160H39ZM42 162H43V161H42ZM42 162H41V163H42ZM59 162H60V161H59ZM258 162H259V161H258ZM6 163H7V162H6ZM14 163H15V162H14ZM20 163H21V162H20ZM22 163H21V164H22ZM34 163H35V162H34ZM81 163H82V162H81ZM124 163H125V162H123V163H118V165H119V164H122V165H125V166H126L127 164H124ZM205 163H206V162H205ZM261 163H262V162H261ZM7 164H8V163H7ZM7 164H6V166H7ZM21 164H20V169H22L21 166H23V165H21ZM31 164H32V162H30V164L27 163V166H31ZM61 164H62V162H61ZM130 164H131V163H130ZM130 164H128V166H129ZM0 165H1V164H0ZM3 165H4V164H3ZM41 165H43V163H42ZM44 165L47 167V164H44ZM55 165H56V164H55ZM65 165H66V163H65ZM71 165H72V164H71ZM79 165H80V164H79ZM62 166H63V165H62ZM67 166H68V165H67ZM114 166H115V165H114ZM131 166H133V165H131ZM258 166L260 167V168H257L258 171H259V169H260V171H261V170H262V167H264V165L261 167V164H260V163H258ZM17 167H19V165H17ZM24 167H25V166H24ZM49 167H50V166L48 165L47 168H49ZM109 167H110V166H109ZM116 167H117V166H116ZM120 167H121V166H120ZM122 167H123V166H122ZM126 167H127V166H126ZM138 167H139V166H138ZM138 167H137V168H138ZM151 167H152V166H151ZM10 168L12 169V170H11V169H10V170H11L12 172H14V171H13V168H12V165H10ZM25 168H26V167H25ZM38 168H40V167L38 166ZM62 168H63V167H62ZM64 168H66V167H64ZM76 168H77V167H76ZM141 168H144V167H141V165H140V169H141ZM0 169H1V170H0V171H1V172H0V175H1V174H3V172H2L3 169H2V168H0ZM20 169H18V171H20ZM40 169H43V167L40 168ZM45 169H46V168H45ZM49 169H50V168H49ZM77 169H78V168H77ZM77 169H75V170L77 171ZM120 169H121V168H120ZM120 169H119V170H120ZM4 170H5V169H4ZM7 170H8V169H7ZM14 170L16 171L15 168H14ZM22 170H25V169H22ZM36 170H38V169H36ZM86 170H87V168H86ZM91 170H92V169H91ZM100 170H101V169H100ZM103 170H105V169H103ZM112 170H113V169H112ZM114 170H115V169H114ZM114 170H113V171H114ZM138 170H139V169H138ZM152 170H153V169H152ZM26 171H27V170H25V172H26ZM43 171H44V170H43ZM84 171H85V170H84ZM115 171H116V170H115ZM117 171H118V170H117ZM125 171H127V169H125ZM131 171H132V170H131ZM16 172H17V171H16ZM25 172H24V173H25ZM28 172H29V170H28ZM37 172H40V170L37 171ZM45 172H46V170H45ZM53 172H54V171H53ZM80 172H81V171H80ZM97 172H98V171H97ZM132 172H134V171H132ZM205 172H206V171H205ZM5 173H7V171H6ZM5 173H4V174H5ZM14 173H15V172H14ZM19 173H20V172H19ZM32 173H33V171H30L29 174L26 172L25 174H26V175L28 174V175L26 176V175L24 174L22 178H23V179L25 178V181H26V178H27L29 175H30L29 177H32V178H33L34 176L32 175ZM76 173H77V172H76ZM84 173H85V172H84ZM109 173H110V172H108V174H109ZM115 173H116V172H115ZM121 173H122V172H121ZM121 173H120L119 175H121ZM136 173H137V172H136ZM138 173H139V172H138ZM141 173H143V171H141ZM22 174H23V173H22ZM22 174H21V175H22ZM36 174H37V173H35V175H36ZM40 174H41V173H40ZM40 174H39L38 176H40ZM42 174H43V173H42ZM42 174H41L40 177H42L43 179L37 177V175H36V176L34 177V179L31 178V180L28 181V184H26V186H24L25 182H23V183H21V182H14L15 187H16L15 189H16V191L18 192V197L20 198V199H17V202H18V200H19L20 205H21V203H23V202H22L23 200H24V201H27L26 203H28V200H29V202H30V198H31V200L35 198V197L33 198V194H32V193H33L34 191H36V192L38 193V191H37V190H38L37 183L40 182L39 184H42V185H43L42 180L44 181V179H45V182L47 181L46 178L48 177V174L46 175V174L44 173L46 176H45L44 174H43V175H42ZM53 174H55V173H53ZM89 174H90V173H89ZM89 174H88V175H89ZM108 174H107V175H108ZM112 174H113V173H112ZM133 174H134V173H133ZM224 174L227 175V173H224ZM229 174L231 175V173H229ZM232 174H233V173H232ZM253 174H254V173H253ZM74 175H76V174H74ZM86 175H87V174H86ZM99 175H100V174H99ZM110 175H111V174H110ZM226 175H225V176H226ZM230 175H229V176H230ZM233 175H234V174H233ZM240 175H241V174H240ZM244 175H245V174H244ZM246 175H247V174H246ZM248 175H249V174H248ZM251 175H252V173H251ZM260 175L263 176L262 173H260ZM13 176H14V175H13ZM15 176H17V175H15ZM43 176H44V177H43ZM72 176H73V175H72ZM104 176H105V175H104ZM134 176H135V175H134ZM136 176H139V175H136ZM141 176H142V174H141ZM225 176H223L224 180L227 178V176H226V177H225ZM235 176H236V175H235ZM18 177H19V175H18ZM45 177H46V178H45ZM60 177H62V176H60ZM60 177H58V178H60ZM80 177H81V176H80ZM109 177H110V176H109ZM109 177H107V178L109 179ZM113 177H114V176H113ZM142 177H143V176H142ZM230 177H231V176H230ZM230 177H229V178H230ZM239 177H240V176H238V178H239ZM246 177L249 178V176H245V178H246ZM251 177L253 178L254 175L251 176ZM259 177H260V176H259ZM36 178H37V180H36ZM96 178H97V177H96ZM96 178H95V179H96ZM99 178H100V177H99ZM101 178H102V177H101ZM103 178H104V177H103ZM110 178H111V177H110ZM229 178H228V179H229ZM7 179H8V178H7ZM29 179H30V178H29ZM40 179H41V180H40ZM77 179H78V178H77ZM80 179H81V178H80ZM124 179H125V178H124ZM133 179H136V181H138L137 183H139V178H134V177H133ZM228 179H227V180H228ZM20 180H21V179H20ZM27 180H28V179H27ZM39 180H40V181H39ZM131 180H132V179H131ZM140 180H141V178H140ZM199 180H201V179H199ZM227 180H225V182H226ZM233 180H235V182L237 181V179H236V178L233 179V176H232V180H231V181L233 182ZM239 180H240V179H239ZM239 180L237 181L238 183H239ZM246 180H247V178H246ZM246 180H245V181H246ZM22 181H23V180H22ZM36 181H37V182H36ZM222 181H223V179H222ZM228 181H229V180H228ZM228 181H227L226 184H228ZM245 181H244V182H245ZM262 181L264 182L263 179H262ZM2 182H3V181H2ZM2 182H0V184H3V183H4V182H3V183H2ZM5 182H6V181H5ZM45 182H44V184H45ZM54 182H55V181H54ZM84 182H85V181H84ZM113 182H114V181H113ZM130 182H131V181H130ZM141 182H142V181H140L139 185L141 184ZM196 182H197V181H196ZM196 182H194V184H195ZM225 182H224V183H225ZM229 182H230V181H229ZM244 182H243V180H242V181H240V183H241L242 185H236V184H235L236 186H232L231 193H232V194H236V197H239V195L237 196V193H236L237 191H239V189H241V191H243L244 189H248L247 192H246V196H245L246 198H245V199L248 200L249 202L257 201V200H254L253 198H255L254 196L257 195V192H256V186L258 185V183H254L255 180H254V182L251 180L252 183H251V182L249 183V180H248V181H246V182H248L249 185H245ZM69 183H70V182H69ZM135 183H136V182H135ZM137 183H136V184H137ZM199 183H200V182H199ZM238 183H237V184H238ZM243 183H244V184H243ZM22 184H23V185H22ZM46 184H47V183H46ZM83 184H84V183H83ZM93 184H94V183H93ZM148 184H149V183H148ZM204 184H205V183H204ZM230 184H231V183H230ZM250 184H252V186H251ZM139 185H138V187H139ZM201 185L203 186V184H201ZM228 185H229V184H228ZM243 185H244V186H243ZM60 186H61V185H60ZM67 186H68V185H67ZM92 186H94V185H92ZM131 186H132V185H131ZM140 186H141V185H140ZM221 186H222V185H221ZM223 186H224V185H223ZM249 186H250L251 188H248ZM0 187L3 188V186H1V185H0ZM133 187H134V186H132V189H133ZM213 187H214V189H217V188L219 187L218 183H217V188H215L216 185H214ZM1 188H0V190H1ZM50 188H52V187H50ZM101 188H102V187H101ZM136 188H137V186H136ZM203 188H204V186H203ZM205 188H206V187H205ZM219 188H220V189H219ZM219 188L217 189V191L222 190L221 187H219ZM137 189L139 190V188H137ZM137 189H136V192L138 191ZM142 190H143V188L140 190L141 193H142ZM223 190H224V189H223ZM51 191H52V190H51ZM101 191H102V190H101ZM113 191H115V190H113ZM132 191H133V190H132ZM204 191H205V190H204ZM45 192H46V191H45ZM91 192H92V189H91ZM134 192H135V191H134ZM219 192H220V191H219ZM255 192H256V193H255ZM34 193H35V192H34ZM41 193H42V191H41ZM43 193H44V192H43ZM47 193H48V192H47ZM49 193H50V192H49ZM59 193H60V192H59ZM59 193H58V195H59V197H60L61 194H59ZM65 193H66V192L64 191V194H65ZM96 193H97V192H96ZM109 193H110V192H109ZM112 193H114V192H112ZM137 193H138V192H137ZM139 193H140V192H139ZM243 193H244V191H243ZM31 194H32V195H31ZM67 194H68V192H67ZM67 194H65V195H67ZM106 194H107V193H106ZM239 194H240V193H239ZM254 194H256V195H254ZM5 195H6V194H5ZM30 195H31V196H30ZM37 195H39V193H38ZM47 195H48V194H47ZM65 195H64V196H65ZM134 195H135V194H133V196H134ZM136 195H140V194H136ZM240 195H245V194H240ZM29 196H30V197H29ZM62 196H63V195H62ZM67 196H68V195H67ZM101 196H102V195H101ZM105 196H106V195H105ZM133 196H132V197H133ZM145 196H146V195H145ZM152 196H153V195H152ZM3 197H5V196H3ZM57 197H58V196H57ZM57 197H53V196H52V198H51V197H50V198H51V199L55 198L54 200H56ZM68 197H69V196H68ZM227 197H228V196H227ZM232 197H233V196H232ZM28 198H29V199H28ZM39 198H41V197H39ZM46 198H48V196H46ZM50 198L43 200V197H42V200H43V201H40V200H39V204H38V205H39L40 207H39V213H37V215H40L41 213H43V212H41V211H43V209H46L47 205H49V203H47L46 201H47V200H48V201L51 200ZM62 198H63V197H62ZM98 198H99V197H98ZM129 198H131V197H129ZM129 198H128V199H129ZM133 198H134V197H133ZM144 198H145V197H144ZM153 198H154V197H153ZM157 198H158V197H157ZM164 198H165V197H164ZM164 198H160L161 200L156 199V197H155V200H154V199H148V200H149V201H147L148 203L145 202V200L143 201V199H140L139 203H141V202L143 201V205H144V202H145V203H146V204L152 209V210L150 211V214H151L152 217L154 216V219L157 218V217L160 216V215H158L157 217H155V215H153V212H152V211H154V212H161L162 215H161L160 217H161L163 220H166V219L170 218V221H171L173 215H174V214H177L178 212L176 213V211L172 209L173 207H172V205L169 203V202L172 201L171 199H168V200H169V202H167V204H169L168 206H166V207H160V206H161L160 203H162V199H164ZM230 198H231V197H230ZM230 198H229V199H230ZM21 199H22V201H21ZM25 199H26V200H25ZM27 199H28V200H27ZM35 199H36V198H35ZM59 199H60V198H59ZM65 199H66V197H65ZM134 199H135V198H134ZM36 200L38 201V199H36ZM66 200H67V199H66ZM235 200H237V198H236ZM0 201H1V200H0ZM56 201H57V200H56ZM60 201H61L60 203L62 204V206H61L60 203H58V204H59L61 207H63L64 204H65L66 202H68V201H65L64 198H63L62 200H60ZM102 201H103V200H102ZM125 201H126V199H125ZM157 201H158V202L160 201V202L158 203ZM166 201H167V198L165 199V202H166ZM248 201H247V202H248ZM58 202H59V200H58ZM163 202H164V201H163ZM173 202H174V201H173ZM244 202H245V201H244ZM247 202H246V203H247ZM26 203H25V204H26ZM51 203H52V202H51ZM103 203H104V202H103ZM105 203H107V202H105ZM246 203H245V204H246ZM23 204H24V203H23ZM30 204H31V203H30ZM54 204H56V202H55ZM54 204H53V207H54V208H55L56 206H58V205L54 206ZM130 204H131V203H130ZM136 204H138V202H136ZM163 204H164V203H163ZM163 204H162V206H165V205H163ZM165 204H166V203H165ZM167 204H166V205H167ZM260 204H261V203H260ZM27 205H28V204H27ZM51 205H52V204H51ZM115 205H116V204H115ZM143 205H142V206H143ZM147 205H144V206L147 207ZM170 205H171V206H170ZM251 205H252V204H251ZM122 206H123V205H122ZM129 206H131V205H129ZM139 206L141 207V204H140ZM139 206H137L136 209H138ZM248 206H249V205H248ZM254 206H255V205H254ZM28 207H29V206H28ZM70 207H71V206H70ZM88 207H89V206H88ZM131 207H133V206H131ZM131 207H129V208H131ZM145 207H144V208H145ZM171 207H172V208H171ZM256 207H257V206H256ZM54 208H52V206H51L50 209H48V211L51 210V209L53 210ZM63 208H65V206H64ZM111 208H112V207H111ZM181 208H182V207H181ZM183 208H184V207H183ZM88 209H89V208H88ZM88 209H87L86 211H88ZM91 209H92V208H91ZM116 209H117V208H116ZM134 209H135V208H134ZM134 209H133L132 211H133V212H134V211H135V212L137 211V213H136V214H137V221H139V223H140V222L143 223V217H145V216H147V215H144V216H143L142 213H144V211H141V210H140L141 208H140L139 210H140L142 213H141L139 210H136V209L134 210ZM171 209H172V210H171ZM237 209H238V208H237ZM52 210H51V211H52ZM55 210H56V209H55ZM55 210H54V211H55ZM89 210H90V209H89ZM100 210H102V213H98V211H97V213H96L95 216H92V215H90V214L88 213L90 216H92V217H94V218H92V217H90V216L87 217V214H85V213L83 214V213H79V212H77V216L75 217V219L73 218V221L70 222V221H68V219H64L60 224H59V222H58V225H57V226H59L60 228H64V230H62V231H64L65 233H64V234L62 233V235L60 236V238H57L58 240H56V239L48 240V241H47V242L41 247L42 252H41V250H40L39 252H37V250L34 251V249L37 248V246H38V241H39L38 239H42V238H39V237H44V235L47 234V233H49V235H50L51 233L54 235V233L57 232V229H56L55 226H54V224L56 225V223H57V222H55L56 220H54L53 223L51 222V224H49V223H48V219H49V218H48V219H46L47 222H46V221H45V222L48 223L49 227H48L47 225H43V224H41V223H40V225L37 227V226H36L37 224H36V225H35V228L37 227V229H34V230L31 229V230L34 231V232H31V235H28L27 238H26V240H24V241H21V240H20L19 243H18L17 245H14L15 248H16V249H15L16 252L2 251L1 255H4V258H5V261H6L7 264H11L13 261H14L15 264H21V260H22V258L27 259V260H28V264H29V259H31V260H33V261H37V263H35V264H41V263H42L43 261H45V260H47V261H49V262L52 263L53 260L48 259V256H49V255L51 256V254H52V250H53V249H54V252H55V250H56L55 247H56V246H57V248H58L59 250H62L63 248H65L66 245H69L70 242H73V241H70V240H72L73 238H75L74 236H75L77 233H81V232L84 233V232H86V230H88V229H89V230L92 229V228H91V224L96 223V225H98V226H96L95 232H97L96 230H100V231H103V230H104V228H105L106 225H107L106 222H108L109 219H111L110 217L113 216V215H112V212H113L115 209H114L113 211H110V210H109L111 213H110L107 209H105V208H103V209L101 208ZM143 210H144V209H143ZM183 210H184V209H183ZM238 210H239V209H238ZM259 210H260V209H259ZM44 211L47 213V209L44 210ZM51 211H49V212H51ZM54 211H53V212H54ZM60 211H61V210H60ZM78 211H79V210H78ZM115 211H116V210H115ZM117 211H118V210H117ZM34 212H36V211H34ZM34 212H33V213H34ZM37 212H38V211H37ZM151 212H152V213H151ZM236 212H237V211H236ZM239 212H240V210H239ZM46 213H44V215H45ZM78 213H79V214H78ZM114 213H115V212H114ZM116 213H117V212H116ZM241 213H242V211H241ZM25 214H26V213H25ZM34 214H35V213H34ZM48 214H49V213H48ZM157 214H158V213H157ZM157 214H156V215H157ZM50 215H52V212H51ZM50 215H48V216L50 217ZM110 215H111V216H110ZM242 215H243V214H242ZM28 216H30V215H28ZM32 216H34V215H32ZM97 216H99V217L101 218V220H100V218H99V220H98ZM26 217H27V216H26ZM36 217H37V216H36ZM42 217L44 218V216H42ZM83 217H84V220H82ZM95 217H96V221L93 223ZM132 217H133V216H132ZM147 217H148V216H147ZM174 217H175V216H174ZM174 217H173V218H174ZM51 218H52V217H51ZM54 218H55V217H54ZM114 218H115V214H114ZM179 218H180V217H179ZM230 218H231V217H230ZM34 219H35V218H34ZM38 219H39V218H38ZM59 219H60V218H59ZM148 219H149V218H148ZM159 219H160V218H159ZM181 219L184 220L183 218H181ZM40 220H42V218H41ZM135 220H136V218H135ZM144 220H146V217H145ZM155 220H156L157 222H159L161 219H160L159 221H158L157 219H155ZM163 220H161V222H162ZM175 220H176V219H175ZM175 220H174V222H175ZM177 220H178V218H177ZM177 220H176V223L178 222ZM31 221H32V220H31ZM60 221H61V220H60ZM82 221H83L84 223H83ZM112 221H113V220H112ZM112 221H111V220L109 221V223H108V227L111 226L110 222H112ZM166 221H167V220H166ZM168 221H169V220H168ZM168 221H167V222H164L165 226H164L163 228H164L165 230L163 231V233H161L160 231H159V233H157V235L161 233L159 239H158V240H155V239H154V240L156 241V243L154 242V243H155V248L151 247V248H153V250H152L153 253H152L151 255H150V253H148V254H149V257H150L149 260H147L148 257H147V255H146V257H147L146 260H147V261H146V260H142V259H145V258L141 257L142 259L140 258V260H142V262L139 263V264H151V263H152V264H159V261H160V260L162 261V259H165V258H167V257L169 258V262L166 261L167 264H174V263H173V260H174L175 256H178V258H175V259L180 260V256H179V252H180V251H179V250H180L181 248L183 249V252H180V255L183 256V255H184L183 253L185 252L186 255H187L188 257H190L192 251H194V250H191L190 247H192V248H194V249H197V250H200V251H197V250H196V253H200V255H198V258H199L200 260H202L203 262H206V261H204V260L201 258L202 256L206 258V255H205V254H201V252L207 248V247L204 248V246H205V244H206V243L204 244V242H206V241H204L203 243H202V241H198V242H201V244H200L201 247H200L199 244H197V242H196V241L198 240V239H197V235L195 236L193 232H192V234L194 235L195 238H193V240H192V239H191V240H187V239H186L187 237L185 238V236H184V234H183V233H185L187 230L185 229L186 231H185V232L183 231L182 234L180 233L181 231H178V229H180V227H183V229H184V228H186L189 224H186V222L183 223L184 221H179V222L177 223V228L179 227L177 230H176V229L174 230V228H172V230H169L168 228L171 227L172 223H169L170 221H169V222H168ZM172 221H173V220H172ZM172 221H171V222H172ZM26 222H27V220H26ZM35 222H38V221H37V220H36V221L34 220V223H35ZM45 222H43V223H45ZM54 222H55V223H54ZM97 222H98V224H97ZM150 222H151V220H150ZM180 222H182V223H180ZM23 223H25V222H23ZM28 223H29V222H28ZM82 223H83V224H82ZM139 223H137L136 226H138ZM146 223H147V222H146ZM162 223H163V222H162ZM167 223H169V224H167ZM105 224H106V225H105ZM147 224H148V223H147ZM147 224H145V225H147ZM154 224H155V222L153 221L152 223H149V224H148V225H149L148 227H152ZM182 224H183L184 226H186V227H184ZM185 224H186V225H185ZM261 224H262V223H261ZM61 225H62V226H61ZM104 225H105V226H104ZM125 225H126V223H125ZM175 225H176V224H175ZM175 225H174V226H175ZM178 225H179V226H178ZM46 226H47L48 228H47ZM70 226H71V227L74 226V227H72V228L74 229V231H73V229L71 230V231H73V233L70 232V230L65 229V228H68V227H70ZM92 226H93V225H92ZM113 226H114V225H113ZM174 226H173V227H174ZM256 226H257V225H256ZM133 227H134V226H133ZM161 227H162V226H161ZM191 227L193 228V227H195V225L193 226V224H192ZM191 227L189 226V228H187V229L191 231V229H192ZM203 227H204V225H203ZM259 227H260V226H259ZM27 228H28V227H27ZM31 228H32V227H31ZM60 228H59V229H60ZM110 228H111V227H110ZM110 228H109V229H110ZM199 228H200V229H199ZM199 228L196 226V230L198 229V230L200 231L199 233L201 234V232H202V229H201V228H202V227L199 226ZM47 229H48V230H47ZM134 229H136V227H135ZM183 229H182V230H183ZM227 229H228V228H227ZM46 230H47V231H46ZM112 230L114 231L115 228L112 229ZM142 230H143V229H142ZM149 230H152V229L149 228ZM149 230H148L147 233H149ZM180 230H181V229H180ZM10 231H11V230H10ZM13 231H14V230H13ZM59 231H60V230H59ZM80 231H81V232H80ZM100 231H99V232H100ZM109 231H110V230H109ZM109 231H108V232H109ZM131 231H133V229H131ZM131 231H130V233H132V235H133L134 233L131 232ZM134 231H137V230H134ZM192 231L195 232V230H193V229H192ZM15 232H16V231H15ZM87 232H88V231H87ZM87 232H86V233H87ZM93 232H94V231H93ZM95 232H94V233H95ZM99 232H97V233H95V234L99 235V234H100ZM105 232H107V231H105ZM115 232H116V231H115ZM156 232H157V231H156ZM196 232H197V231H196ZM203 232H204V231H203ZM220 232H221V231H220ZM229 232H230V231H229ZM29 233H30V232H29ZM59 233H61V232H59ZM86 233H84V236H85ZM111 233H112V232H111ZM135 233H136V235H137V232H135ZM141 233H144V232H140V234H141ZM187 233H191V232L188 231ZM187 233H186L185 235H187ZM7 234H8V233H7ZM73 234H75V235H74V236L72 237V239H71V236H72ZM92 234H93V233H92ZM102 234H103V233H101V234L99 235V236H101V237H99V236H97V235L94 236V237H95L94 239H93V236L91 235V233L87 234V236H89V235L92 236V239H93V240H96V238L98 237L97 241L99 240V238H100V239L102 238V240H100V244H101V245H100L99 243H98V244L101 246V248L104 249V247H105L104 245H105V241H106V240H103V237H102L103 235H102ZM112 234H115V233H112ZM151 234L154 235V233H152V232H151ZM197 234H198V233H197ZM203 234H204V233H203ZM226 234H227V233H226ZM24 235H26V234H24ZM77 235H78V234H77ZM77 235H76V238H77ZM105 235H106V233H105ZM116 235H117V234H116ZM116 235H115V236H116ZM123 235H124V234H123ZM141 235H142V234H141ZM144 235H147V234H144ZM153 235H152V236H153ZM157 235H155V236H157ZM205 235H206V234H205ZM205 235H204V236H205ZM1 236H2V235H1ZM87 236H86V238H87ZM90 236H89V237H90ZM106 236H107V235H106ZM108 236H109V235H108ZM113 236H114V235H113ZM115 236H114L113 238H115ZM189 236H191V235H189ZM199 236H201V235H199ZM204 236H203V237H204ZM12 237H13V236H12ZM81 237H82V236H81ZM81 237H79V239H80ZM89 237H88L87 239H89ZM110 237H112V236H110ZM131 237H132V236H131ZM133 237H134V235H133ZM150 237H151V236H150ZM192 237H193V236H192ZM192 237H191V238H192ZM201 237H202V236H201ZM227 237H228V236H227ZM230 237H231V236H230ZM230 237H229V238H230ZM90 238H91V237H90ZM108 238H109V237H108ZM138 238H139V237H138ZM157 238H158V236H157ZM205 238H207V236H206ZM212 238H213V236H212ZM13 239H14V238H13ZM79 239H77L78 242H80V241L89 242V241H87V239H86V240H79ZM109 239H110V238H109ZM119 239H121V241H123L121 237H119ZM149 239H150V238H149ZM151 239H153V238H151ZM194 239H195V240H194ZM37 240H38V241H37ZM73 240H74V239H73ZM77 240L75 239V242H77ZM137 240H138V239H137ZM213 240H214V239H213ZM230 240H231V238H230ZM230 240H228V241H230ZM233 240H234V239H233ZM233 240H231V241H233ZM17 241H18V240H17ZM119 241H120V240H119ZM151 241H152V240H151ZM194 241L196 242V244H195ZM7 242H9V241H8V237H7V240H6L5 243H7ZM39 242H40V241H39ZM111 242H112L111 240H108L109 245H108L107 247H105V248L108 249V247H109V248L111 249V247L114 246V245L116 244V243H115V244H112V246H111V245H110ZM123 242H124V241H123ZM125 242H127V241H125ZM2 243H3V242H2ZM9 243H11V242H9ZM9 243H7V244L9 245ZM80 243H81V242H80ZM80 243H79V244H80ZM89 243H90V242H89ZM89 243H88V244H89ZM95 243H96V241H95ZM152 243H153V241H152ZM232 243H233V242H232ZM250 243H251V242H250ZM14 244H15V243H14ZM88 244H87V246H88ZM194 244H195L196 246H194ZM202 244H204V245L202 246ZM225 244H227V243H225ZM2 245H3V244L0 243V247H2ZM11 245H12V244H11ZM11 245H10V246H11ZM93 245H94V242H93ZM99 245H97V246H99ZM106 245H107V244H106ZM122 245H123V249H124V244H119V245H118V246H120V250H122V249H121V246H122ZM253 245H254V244H253ZM6 246H7V245H6ZM6 246H5V247H6ZM80 246H81V245H79V247H80ZM94 246H96V244H95ZM94 246L92 247V252H93V253H92V254H93L92 258L94 257V254H95V253H94L95 251L93 250V249L95 248ZM110 246H111V247H110ZM118 246L116 245V246H114V247L116 248V247H118ZM150 246H151V244H150ZM197 246H198V248H196ZM8 247H9V246H8ZM8 247H7V248H8ZM11 247H12V248H11ZM11 247H9V249L11 248V250H12V249H13V246H11ZM53 247H54V248H53ZM85 247H86V246H85ZM88 247H89V246H88ZM90 247H91V244H90ZM90 247H89V248H90ZM199 247H200L201 249H200ZM202 247H203V248H202ZM215 247H216V246H215ZM217 247H218V246H217ZM251 247H253V246H251ZM2 248H4V246H3ZM2 248H1V249H2ZM52 248H53V249H52ZM74 248H76V247H74ZM86 248H87V247H86ZM96 248H97V247H96ZM99 248H100V247H99ZM208 248H210V247H208ZM249 248H250V247H249ZM257 248H258V246H257ZM257 248H256V249H257ZM18 249L21 250V251H20V254H21V255H20V254L17 255V254L19 253V252L17 253ZM58 249H57V250H58ZM103 249H101V250H103ZM125 249H126V248H125ZM182 249H181V250H182ZM188 249L191 250V253H190V251H189ZM218 249H219V248H218ZM253 249H254V248H253ZM253 249L251 248L252 251H253ZM263 249H264V248H263ZM263 249H262V250H263ZM3 250H4V249H3ZM6 250H7V249H6ZM13 250H14V249H13ZM50 250H51V252H50ZM74 250H75V249H74ZM97 250H98V249H97ZM99 250H100V249H99ZM101 250H100V251H101ZM112 250H113V248H112ZM148 250H149V249H148ZM219 250H220V249H219ZM249 250H250V249H249ZM251 250H250V251H251ZM254 250H255V249H254ZM68 251H69V250H68ZM75 251H76V250H75ZM78 251H79V248H78ZM109 251H110V250H109ZM114 251H115V250H114ZM114 251H113V252H114ZM140 251H144V250H140ZM205 251H207V250H205ZM205 251H204V252H205ZM252 251H251V252L248 251L249 254L252 253ZM0 252H1V251H0ZM62 252H63V251H62ZM98 252H99V251L96 252V254H97V255L95 254L96 256H98ZM105 252H107V251H105ZM111 252H112V251H111ZM111 252H110V254H111ZM204 252H203V253H204ZM244 252H245V251H244ZM253 252H254V251H253ZM59 253H60V252H59ZM59 253H58V255H59ZM100 253H101V252H100ZM102 253H104V252H102ZM139 253H141V252H139ZM143 253H144V252H143ZM143 253H142V254H143ZM181 253H182V254H181ZM207 253H208V252H207ZM210 253H211V252H210ZM254 253H255V252H254ZM257 253H258V251H257ZM261 253H262V252H261ZM15 254H16V255H15ZM53 254H55V253H53ZM73 254H75V253L73 252ZM77 254H78V253H77ZM77 254H76V256H77L76 258H73L74 256H73V257H70V258H71L70 261H65V260H64V258H65L64 256H65V255H63V257L61 256L63 259H62V258H58L57 260H58L59 262L62 261L63 264H66L67 262H69V263H70V262H73L72 264H92V263H90V262H93V261H92V260H93L92 258H90L91 261H89V259L84 260V258H87L85 255H83V254L77 255ZM108 254H109V253H108ZM113 254H114V253H113ZM115 254H116V253H115ZM117 254H118V253H117ZM122 254H125V253H122ZM128 254H129V253H128ZM145 254H146V253H145ZM192 254L195 255V257L197 258V256H196L197 254H194V253H192ZM46 255H48L47 258H45ZM55 255H56V254H55ZM104 255H105V256H103V257H107V258H109V257H108L109 255L106 256V253H105ZM118 255H119V254H118ZM139 255H140V254H139ZM208 255H209V254H208ZM212 255H213V254H212ZM216 255H217V254H216ZM245 255H246V253H245ZM250 255H251V254H250ZM18 256H19V257H18ZM20 256H22V257L20 258ZM38 256H41V257L43 258V259H42V260H43L42 262H38V260H39V257H38ZM50 256H49V257H50ZM101 256H102V255H101ZM113 256H114V255H113ZM129 256H130V255H129ZM213 256H214V255H213ZM213 256H212V257H213ZM259 256H260V254H259ZM36 257H38V258H36ZM58 257H59V256H58ZM103 257H102V258H103ZM185 257H186V256H185ZM195 257H194V258H195ZM70 258H69V259H70ZM127 258H128V257H127ZM129 258H130V257H129ZM131 258H133V257H131ZM131 258H130V261H128L129 263H127V262L125 261V260H127L126 257H125V260H124V261L126 262V264H136V263H132V259H131ZM168 258H167V260H168ZM182 258H183V257H182ZM16 259H17V260L19 259V261H16ZM40 259H41V258H40ZM53 259H54V258H53ZM67 259H68V258H67ZM72 259H73V260H72ZM112 259L114 260V258H112ZM119 259H120V258L118 257V259H116V260L118 261ZM133 259H134V258H133ZM137 259H138V257L136 258V260H134V262H135V261H138ZM155 259H157V261L154 263ZM183 259H184V258H183ZM183 259H182V260H183ZM186 259H187V258H186ZM207 259H209V258H207ZM50 260H51V261H50ZM97 260H98V259H97ZM104 260H105V259H104ZM108 260L110 261L111 259L109 258ZM121 260H122V259H121ZM191 260H195V259L192 258V255H191ZM215 260H216V259H215ZM215 260H213V262H214ZM254 260H255V259H254ZM2 261H3V260H2ZM2 261H1V262H2ZM10 261H11V262H10ZM54 261H55V259H54ZM95 261H96V259H95ZM95 261H94V263H96ZM106 261H107V260H106ZM106 261H105V262H106ZM111 261H112V260H111ZM185 261H188V259L185 260ZM198 261H199V260H198ZM198 261H196V263H197ZM202 261H201V263H202ZM17 262H18V263H17ZM23 262H24V260H23ZM97 262L100 263L99 261H97ZM119 262H120V261H119ZM138 262H139V261H138ZM138 262H137V263H138ZM164 262H165V260H164ZM166 262H165L164 264H166ZM179 262H180V261H179ZM193 262H194V261H193ZM193 262L191 261L190 264H192ZM248 262H249V261H248ZM94 263H93V264H94ZM117 263H118V262H117ZM160 263H161V262H160ZM162 263H163V262H162ZM183 263H184V262H182V264H183ZM3 264H4V262H3ZM23 264H24V263H23ZM53 264H54V262H53ZM102 264H104V263L102 262ZM105 264H106V263H105ZM111 264H112V263H111ZM119 264H120V263H119ZM186 264H188V263H186ZM202 264H203V263H202ZM207 264H208V263H207ZM217 264H219V262H217ZM220 264H222V263H220Z\"/></svg>",
  "mask_w": 264,
  "mask_h": 264
}]
</instances>
